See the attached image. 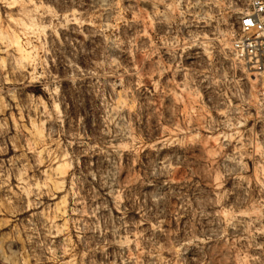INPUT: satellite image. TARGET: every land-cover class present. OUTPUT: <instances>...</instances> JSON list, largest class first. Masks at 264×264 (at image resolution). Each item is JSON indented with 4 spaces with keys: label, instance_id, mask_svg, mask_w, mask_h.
Here are the masks:
<instances>
[{
    "label": "rangeland",
    "instance_id": "1",
    "mask_svg": "<svg viewBox=\"0 0 264 264\" xmlns=\"http://www.w3.org/2000/svg\"><path fill=\"white\" fill-rule=\"evenodd\" d=\"M226 3L0 0V264H264V76Z\"/></svg>",
    "mask_w": 264,
    "mask_h": 264
},
{
    "label": "built area",
    "instance_id": "2",
    "mask_svg": "<svg viewBox=\"0 0 264 264\" xmlns=\"http://www.w3.org/2000/svg\"><path fill=\"white\" fill-rule=\"evenodd\" d=\"M236 18L230 52L251 72L264 76V0H226Z\"/></svg>",
    "mask_w": 264,
    "mask_h": 264
},
{
    "label": "bare ground",
    "instance_id": "3",
    "mask_svg": "<svg viewBox=\"0 0 264 264\" xmlns=\"http://www.w3.org/2000/svg\"><path fill=\"white\" fill-rule=\"evenodd\" d=\"M10 43L13 47V50L18 54V55H25V48L23 47V45L20 43V41L18 40V38H14L12 40H10ZM128 110V109H127ZM125 111V110H124Z\"/></svg>",
    "mask_w": 264,
    "mask_h": 264
}]
</instances>
